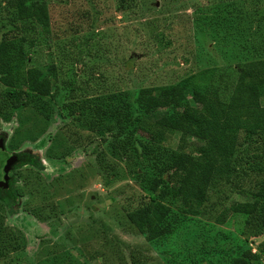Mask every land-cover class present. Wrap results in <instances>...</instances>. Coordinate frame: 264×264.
<instances>
[{
  "label": "rangeland",
  "instance_id": "374dc122",
  "mask_svg": "<svg viewBox=\"0 0 264 264\" xmlns=\"http://www.w3.org/2000/svg\"><path fill=\"white\" fill-rule=\"evenodd\" d=\"M3 4L0 41L24 36L23 66L38 68L50 91L0 109V182L9 154L40 163L8 171L16 203L0 202V264H264V207L261 216L228 211L259 192L264 132H220L213 153L230 158L228 178L214 182L198 215L171 207L174 226H160L176 227L172 235L141 233L130 216L162 190L150 191L157 173L146 150L193 152L201 142L169 132L148 144L115 123L107 102L122 94L131 105L184 81L227 101L242 65L264 59V0H39L26 22ZM12 88L0 76V99Z\"/></svg>",
  "mask_w": 264,
  "mask_h": 264
},
{
  "label": "trees",
  "instance_id": "16d2710c",
  "mask_svg": "<svg viewBox=\"0 0 264 264\" xmlns=\"http://www.w3.org/2000/svg\"><path fill=\"white\" fill-rule=\"evenodd\" d=\"M38 1L0 0V5L3 2V7L12 11L15 20L26 22L32 18V6ZM121 6L122 1H119L118 11ZM25 41L24 36L4 37L0 41V76H10L13 85L10 91L2 94L1 110L27 107L30 95H49V79L38 68L23 66ZM187 86L188 81H184L162 87L157 95H135L130 100L132 106L126 98L127 95L116 94L107 99L115 123L123 127L130 126L131 133L145 139L148 144H162L165 134L169 132L182 133L201 142L193 152L167 150L162 154L157 148L144 149L151 168L157 173L150 185V191L154 192L159 186L162 190L155 197L151 196L146 205L130 216L132 220L139 221L141 233L154 232L156 228H160L162 233L172 235L176 227L173 228L175 215L171 207L174 206L175 212L180 215H198L207 203V193L214 182L228 178L230 158H219L213 153L220 132L244 131L246 138L264 132V107L259 105L264 90V59L242 65L227 101L201 93L198 86ZM133 109L141 112V115L134 116ZM161 110L160 117L154 121L148 120V116H155ZM0 140L4 142L2 134ZM10 155L15 156L11 171L25 165L40 167L38 159L29 153L19 152L9 154L8 157ZM252 185L259 192L252 194L244 202L230 205L229 212L243 215L257 213L261 216L264 207V179L257 183L252 181ZM0 202L9 208L16 203L11 172L8 174L6 188L0 187ZM164 221H167V228L173 224L172 230L161 228ZM262 232L264 233V224ZM246 254L249 255L248 251ZM255 258L254 255H249L250 261ZM229 264L249 262L246 257H235Z\"/></svg>",
  "mask_w": 264,
  "mask_h": 264
},
{
  "label": "water",
  "instance_id": "95a60500",
  "mask_svg": "<svg viewBox=\"0 0 264 264\" xmlns=\"http://www.w3.org/2000/svg\"><path fill=\"white\" fill-rule=\"evenodd\" d=\"M3 148L2 145V141L0 140V149ZM15 162V156L14 155H10L7 159V161L4 164L2 173H3V177H2V181L0 182V187L2 188H6V183L8 180V171L10 170L11 166L14 164Z\"/></svg>",
  "mask_w": 264,
  "mask_h": 264
}]
</instances>
